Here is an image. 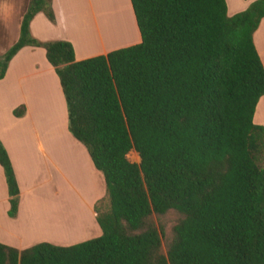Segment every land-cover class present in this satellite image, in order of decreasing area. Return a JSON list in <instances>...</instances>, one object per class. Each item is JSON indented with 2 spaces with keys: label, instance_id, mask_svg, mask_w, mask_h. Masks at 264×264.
I'll use <instances>...</instances> for the list:
<instances>
[{
  "label": "trees",
  "instance_id": "16d2710c",
  "mask_svg": "<svg viewBox=\"0 0 264 264\" xmlns=\"http://www.w3.org/2000/svg\"><path fill=\"white\" fill-rule=\"evenodd\" d=\"M140 42L75 60L71 42L29 28L51 0H30L0 79L24 46L42 47L58 76L67 128L102 174L101 235L62 246L0 242V264H264V127L253 122L264 67L253 33L264 0L227 15L225 0H130ZM24 105L13 109L21 117ZM134 150L139 163L127 158ZM16 215L19 187L0 141ZM180 217L161 251L153 216Z\"/></svg>",
  "mask_w": 264,
  "mask_h": 264
},
{
  "label": "crops",
  "instance_id": "0c3cea01",
  "mask_svg": "<svg viewBox=\"0 0 264 264\" xmlns=\"http://www.w3.org/2000/svg\"><path fill=\"white\" fill-rule=\"evenodd\" d=\"M29 1L0 0V55L17 41L21 20ZM90 1H92V5ZM126 1L130 6V0ZM253 1L225 0L227 15L232 16L245 10ZM117 4L124 7L121 0H89L87 9H90V14L87 13L84 18H81L80 24H78L76 19L72 25V31L82 46L86 48L95 46L98 41L100 43L103 42L102 38L109 36L110 32L120 30L123 24L119 15L123 9L121 11L120 9L115 10L114 7L119 8ZM51 5L55 14V22L49 21L42 12H38L29 24L30 32L34 37L40 41H48V38H45L46 35L43 33L57 30V38L55 39L71 42L75 60L93 57L92 55H103L111 51L110 48H104L99 53L84 54L79 57L76 42L69 35V21L66 17L64 6L59 5L56 0H51ZM134 22L136 25L135 17ZM135 25H133L134 28L131 27L132 30L131 32L129 31V36H124L129 33L127 32L128 30L118 35L119 39L127 41L121 47L140 42V33L137 25L136 27ZM253 42L264 67V17L253 33ZM121 47L119 46V48ZM19 105H24L25 111L21 117H16L13 115V109ZM53 116L60 118V120L56 119L58 127L54 123L51 124ZM253 122L264 127V95L260 97L256 104ZM60 139L66 141L68 143L67 147L70 146L71 150H75L80 160L82 158L92 180L96 182L93 185H100L101 192L93 196L89 202L73 188V185L65 178L59 168L55 152ZM0 141L8 153L19 187L18 209L16 215L10 217L8 215L9 196L4 173L0 166L1 243L17 249H24L35 243L52 241L46 237H38L35 240L28 239L30 240L26 242L28 244L21 245L26 240V237L20 234L18 230L25 216L23 212L26 208L24 207L31 208L37 201L46 202V200L51 201V197L52 200L58 198L60 192L58 191V181L56 180L57 172H59L62 181L70 188L71 192L73 191L77 197H80V200L86 206L88 219L86 229L89 235L75 241L78 242L101 235V233L99 235L101 229L96 221V205L98 201L106 197L105 183L103 185L104 179L101 181L103 176L94 167L86 148L70 134L67 128L66 103L59 79L54 68L46 59L45 50L42 47H22L10 59L5 75L0 79ZM90 187L92 192H96L93 191V186ZM83 222L85 224L87 222L86 219L85 221L83 219ZM84 224L81 226L82 229H84ZM36 225L29 221L25 230L32 231L37 228ZM43 225L48 227L45 223Z\"/></svg>",
  "mask_w": 264,
  "mask_h": 264
},
{
  "label": "rangeland",
  "instance_id": "374dc122",
  "mask_svg": "<svg viewBox=\"0 0 264 264\" xmlns=\"http://www.w3.org/2000/svg\"><path fill=\"white\" fill-rule=\"evenodd\" d=\"M56 1L58 2L59 5L64 6L63 8L66 12V17L69 21V35L70 37L72 36V38H74L76 42L77 52L79 57L84 54L90 55L94 53H99L104 48H110L111 50L118 49L119 46L121 47V45L127 42V41H123L121 38L120 40L118 35L121 34L122 32H125L126 30H128L127 32L129 31L131 32L132 30L131 27L134 28L133 25H135L131 5L129 6L126 0H121L124 7L121 5L119 6L118 4L117 7L119 8L114 7L115 10L120 9L121 11V9H123L122 13H120L119 15L120 20H122V24H123L122 27H120V30L118 29L116 32L113 31L114 33L110 32L109 36L102 38L103 42L100 43L98 41L97 45L91 46L90 48H86L85 46H82L80 41H78L77 38L75 37L76 35L72 31V25L73 22H75V20L78 19V17L81 20V18H84V16H86L87 13L90 14V9H87V7L89 6V0H56ZM91 2L92 1H90V3ZM130 32L124 36H129ZM43 34L46 35L45 38H48L47 39L48 41L61 40V39H55L57 38L56 37L57 30L53 32L48 31ZM80 52L81 53L84 52V53L81 54ZM56 119L60 120V118L58 119L57 116L55 117L53 116L51 124L54 123L56 124V127H58ZM51 124L50 126H52ZM67 144L68 143L66 141H62L61 139L58 140L57 151L55 152V158L65 178H67L71 183V185H73V188H75L78 191V193L84 199H86L87 202H89L93 196H95L96 194L98 195V193L101 192L100 185L98 184L93 185L96 182L92 180L87 167L82 161V158L80 160L75 150L74 151L73 149L71 150L70 149L71 147L70 146L67 147L68 146ZM127 158L129 161L135 163H139L140 161L138 154L134 150L129 151V153L127 154ZM58 175L59 172H57L56 175V180L58 181V189H59L58 191L60 192L58 198L52 200L51 197L50 198L51 201L46 200V202H42L41 200L39 202L37 201L31 208L24 207L26 208L24 209L23 212L25 216L23 215L24 218L21 222V226H20L21 229L19 227L18 231L20 234L25 235L26 240L23 243H21V245L28 244L26 242L32 239L35 240L38 237L49 238L52 240L49 243L55 245H62V246L75 244L92 238L91 237L88 239H83L78 242L75 241L77 239L85 238V236L89 235L86 229V227L88 226V219L86 216L87 215L86 206L84 202L80 200V197H77L73 191L71 192L70 188L65 184L64 181H62V177L60 175L58 177ZM102 179L103 178H101V181ZM90 186H93V191L96 192H92ZM104 190H105V186H104ZM108 206H109V200L106 195V197L98 201L96 208L99 211H105L108 208ZM179 217L180 215L174 210L168 211L166 214L162 215L161 217H156V216L152 217L155 225L157 227L159 226L163 227L164 230L162 235V246H161L162 252H165V243L170 238L172 228L177 223ZM83 219L84 221L85 219L87 221L85 224L83 222ZM29 221H32L34 224H37L36 225L37 228L32 231H28V230L26 231L25 228L27 226V222ZM43 223H45L48 227L43 225ZM83 224L85 230L82 229L81 227ZM100 233L101 231L99 232V235Z\"/></svg>",
  "mask_w": 264,
  "mask_h": 264
},
{
  "label": "bare ground",
  "instance_id": "6f19581e",
  "mask_svg": "<svg viewBox=\"0 0 264 264\" xmlns=\"http://www.w3.org/2000/svg\"><path fill=\"white\" fill-rule=\"evenodd\" d=\"M77 20H78V24H80V18H79V17H78V19H77ZM98 34H99V33H98ZM92 36H94V35H92ZM101 36H102V35H101Z\"/></svg>",
  "mask_w": 264,
  "mask_h": 264
}]
</instances>
